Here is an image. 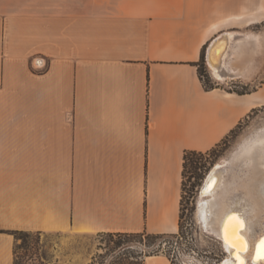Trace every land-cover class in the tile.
Here are the masks:
<instances>
[{
  "label": "crops",
  "instance_id": "crops-1",
  "mask_svg": "<svg viewBox=\"0 0 264 264\" xmlns=\"http://www.w3.org/2000/svg\"><path fill=\"white\" fill-rule=\"evenodd\" d=\"M223 34L264 68V0H0V264L17 231H178L185 153L264 106L201 79Z\"/></svg>",
  "mask_w": 264,
  "mask_h": 264
},
{
  "label": "rangeland",
  "instance_id": "rangeland-1",
  "mask_svg": "<svg viewBox=\"0 0 264 264\" xmlns=\"http://www.w3.org/2000/svg\"><path fill=\"white\" fill-rule=\"evenodd\" d=\"M206 62L205 79L210 85L248 93L264 83V68L245 82L238 78L217 84ZM264 128V106L253 109L216 147L191 155L183 175L180 226L176 233L131 235L71 232H15L22 264H143L147 255L166 253L175 264H218L228 255L219 238L205 228L199 218V202L204 182L222 158H231L241 141ZM239 182L246 171L235 166ZM38 255H35V252ZM25 254V255H24ZM24 256V258L22 257ZM43 258V259H42Z\"/></svg>",
  "mask_w": 264,
  "mask_h": 264
},
{
  "label": "bare ground",
  "instance_id": "bare-ground-1",
  "mask_svg": "<svg viewBox=\"0 0 264 264\" xmlns=\"http://www.w3.org/2000/svg\"><path fill=\"white\" fill-rule=\"evenodd\" d=\"M223 48L211 55L212 75L222 84L238 78L251 82L261 68L246 62L226 66L221 61L226 56ZM235 166L246 171L241 182ZM198 213L202 225L228 253L218 264H264V257L258 255L264 240V128L241 141L231 158H222L212 168L202 187Z\"/></svg>",
  "mask_w": 264,
  "mask_h": 264
},
{
  "label": "trees",
  "instance_id": "trees-1",
  "mask_svg": "<svg viewBox=\"0 0 264 264\" xmlns=\"http://www.w3.org/2000/svg\"><path fill=\"white\" fill-rule=\"evenodd\" d=\"M206 72H207V67H206V59H205V53H203V57H202V60L201 62L199 63V73H200V76H201V79L204 81L205 83V86L210 89V88H215L216 86H213V85H210L208 83V81L205 79V75H206ZM205 152H198V151H194V150H189L185 153V156H184V171H183V175H184V172H185V169H186V166H187V163L190 159V156L191 155H195V154H204ZM18 232V231H17ZM101 234H107L109 236H115V235H131V234H139V233H122V232H110V233H101ZM18 244L15 245V264H22L21 262V259H20V256H19V252H18ZM40 251H37L35 252V255H38ZM25 255V254H24ZM24 258V256H22ZM43 259V258H42ZM144 264V263H143Z\"/></svg>",
  "mask_w": 264,
  "mask_h": 264
},
{
  "label": "water",
  "instance_id": "water-1",
  "mask_svg": "<svg viewBox=\"0 0 264 264\" xmlns=\"http://www.w3.org/2000/svg\"><path fill=\"white\" fill-rule=\"evenodd\" d=\"M229 39H230V36L228 34H223L221 37L215 39L213 41V43L209 46L208 48V52H207V62L209 63L210 65V58H211V55L213 54V52L215 50H217L220 46L224 47L222 52L223 53H227V50H228V47H229ZM224 58L221 59V61H223Z\"/></svg>",
  "mask_w": 264,
  "mask_h": 264
},
{
  "label": "snow or ice",
  "instance_id": "snow-or-ice-1",
  "mask_svg": "<svg viewBox=\"0 0 264 264\" xmlns=\"http://www.w3.org/2000/svg\"><path fill=\"white\" fill-rule=\"evenodd\" d=\"M225 239L227 240V237H225ZM235 246V245H233ZM258 255H260L261 257H264V240L261 241V246H260V250L258 252Z\"/></svg>",
  "mask_w": 264,
  "mask_h": 264
},
{
  "label": "built area",
  "instance_id": "built-area-1",
  "mask_svg": "<svg viewBox=\"0 0 264 264\" xmlns=\"http://www.w3.org/2000/svg\"><path fill=\"white\" fill-rule=\"evenodd\" d=\"M40 68H43V67H41V66H39ZM36 68H38V67H36ZM217 84L219 85V84H221L219 81H217ZM172 259V258H171ZM173 260V259H172ZM174 262V261H173Z\"/></svg>",
  "mask_w": 264,
  "mask_h": 264
}]
</instances>
